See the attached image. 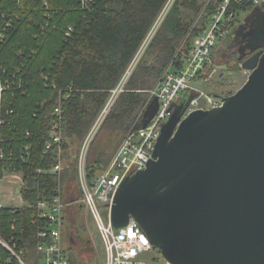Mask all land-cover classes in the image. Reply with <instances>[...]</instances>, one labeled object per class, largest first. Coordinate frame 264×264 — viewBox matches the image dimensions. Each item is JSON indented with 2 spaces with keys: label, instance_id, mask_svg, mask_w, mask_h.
Segmentation results:
<instances>
[{
  "label": "trees",
  "instance_id": "1",
  "mask_svg": "<svg viewBox=\"0 0 264 264\" xmlns=\"http://www.w3.org/2000/svg\"><path fill=\"white\" fill-rule=\"evenodd\" d=\"M170 1L94 0L85 6L83 0H0L4 163L22 172L27 203L53 197L65 184H73L78 194L70 200L64 196L67 203L83 197L78 170L83 143ZM220 1L174 0L90 144L87 181L109 165L102 158L91 159L100 131L119 132L124 140L130 130L142 128L149 91L168 70H182L193 40L207 28ZM60 106L65 161L61 176L53 172L57 148L46 150ZM34 216V208L27 206L15 213L4 210L2 218L8 237L13 236L8 226L16 227L17 242L29 249L26 255L37 242Z\"/></svg>",
  "mask_w": 264,
  "mask_h": 264
},
{
  "label": "water",
  "instance_id": "2",
  "mask_svg": "<svg viewBox=\"0 0 264 264\" xmlns=\"http://www.w3.org/2000/svg\"><path fill=\"white\" fill-rule=\"evenodd\" d=\"M249 27L241 66L250 76L222 106L182 119L174 104L147 167L120 186L115 230L134 218L168 264H264V5ZM250 54H245L246 50ZM157 98L142 117L146 129Z\"/></svg>",
  "mask_w": 264,
  "mask_h": 264
},
{
  "label": "built area",
  "instance_id": "3",
  "mask_svg": "<svg viewBox=\"0 0 264 264\" xmlns=\"http://www.w3.org/2000/svg\"><path fill=\"white\" fill-rule=\"evenodd\" d=\"M93 1L83 0V4L86 6ZM263 5L264 0H221L218 3L207 28L194 40L182 70L177 74L168 70L157 86L150 91L146 108L153 99H158L159 110L155 118L146 129L130 130L112 164L89 182L86 179L85 166L90 144L116 98L124 91L131 70L127 71L121 84L112 91L110 101L86 137L78 158L80 185L83 191L82 202L105 245V259L97 264H148L146 258L155 248L138 222L131 217L126 227L120 230L113 228L111 208L116 194L127 177L144 170L152 160L161 130L168 121L174 104H179L181 100L187 98V95L189 96L182 119L197 110H210L222 106L221 98L207 95L199 90L195 86L196 81H199L207 68L213 65L216 49L227 41L229 35L242 21V17ZM3 38V34L0 33V42ZM4 90L5 88L0 86V104ZM55 114L56 118L52 122L50 142L46 150L57 148L58 162L53 172L61 176L65 171L62 156L64 137L61 130L63 123L61 106L56 109ZM1 124L0 122V128ZM3 143L4 138L0 130V264H74L62 242L67 208L70 205L65 201L62 187H59L53 197L40 196L32 204L27 203L22 195L23 174L11 165H5L6 152ZM29 149V145L23 147V151ZM11 156L13 157L14 154ZM7 178L19 180V186L14 188L11 194H6L7 187L4 181ZM4 201L9 205H5ZM27 206L34 208L37 225V242L28 255L25 254V250L29 249L17 242L16 227L8 226L9 232H13V236L8 237L2 221L4 210L15 213ZM100 207L107 209V219L101 215Z\"/></svg>",
  "mask_w": 264,
  "mask_h": 264
},
{
  "label": "rangeland",
  "instance_id": "4",
  "mask_svg": "<svg viewBox=\"0 0 264 264\" xmlns=\"http://www.w3.org/2000/svg\"><path fill=\"white\" fill-rule=\"evenodd\" d=\"M173 2L174 0H171L166 9L163 11L151 31L150 36L136 55L134 61L128 69V71L131 70L128 79L143 56L147 46L153 38V35L159 28ZM245 18L246 15H244L241 20L243 21ZM230 35L227 41L223 42L216 49L213 65H211L213 68L209 66L206 72L200 77L202 80L200 79L201 81H196L195 86L207 95L220 96L222 98L229 97L240 90L248 81L250 76V72L245 71L242 68V62H239L237 58H232L227 61V58L224 57V53L226 52V48L230 42L229 40L231 39ZM123 138V134L119 132H110L107 130L100 131L92 149L91 159L95 161L98 158H102L103 160L109 162V167L124 141ZM8 181L11 182L9 183ZM4 182L7 187L6 194H11L12 190L19 186L18 179L7 178ZM63 188H65L64 196L68 197L69 200L70 198L74 199V195L78 196L77 192H73V184H65L63 185ZM82 200L83 198L79 197V200L71 202L67 208V216L62 238L63 247L67 253L73 257L77 264H97L99 261H103L105 259V245L92 217L89 215L87 209L83 207L84 204ZM4 204L9 205L7 201H4ZM99 211L101 215L107 219V209L105 207H100ZM73 241L75 244L72 243ZM146 262L148 264H168L161 258L157 250L152 252V254L146 258Z\"/></svg>",
  "mask_w": 264,
  "mask_h": 264
},
{
  "label": "flooded vegetation",
  "instance_id": "5",
  "mask_svg": "<svg viewBox=\"0 0 264 264\" xmlns=\"http://www.w3.org/2000/svg\"><path fill=\"white\" fill-rule=\"evenodd\" d=\"M243 24L244 20L240 21L230 35L231 39L229 40L230 42L226 48L227 50L224 53V57L227 58V61L232 58H237L239 60V57L243 54L242 51L246 45V36L249 33V27L247 25L241 29L239 37L236 39V34ZM245 54L248 56L250 54V50L247 49Z\"/></svg>",
  "mask_w": 264,
  "mask_h": 264
}]
</instances>
